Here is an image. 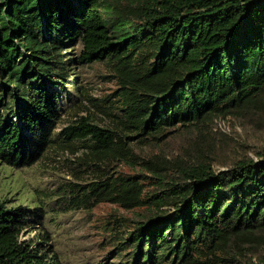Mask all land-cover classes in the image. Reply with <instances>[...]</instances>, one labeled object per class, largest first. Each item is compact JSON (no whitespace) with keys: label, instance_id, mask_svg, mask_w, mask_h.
Listing matches in <instances>:
<instances>
[{"label":"trees","instance_id":"obj_1","mask_svg":"<svg viewBox=\"0 0 264 264\" xmlns=\"http://www.w3.org/2000/svg\"><path fill=\"white\" fill-rule=\"evenodd\" d=\"M75 63L109 65L111 127L80 118L57 133ZM227 116L264 122V0H0V165L33 166L55 136L81 143L97 176L80 198L142 210L113 223L129 264H264V149L219 172L213 153L133 151ZM33 215L0 202V264H60L43 235L22 240Z\"/></svg>","mask_w":264,"mask_h":264},{"label":"rangeland","instance_id":"obj_2","mask_svg":"<svg viewBox=\"0 0 264 264\" xmlns=\"http://www.w3.org/2000/svg\"><path fill=\"white\" fill-rule=\"evenodd\" d=\"M70 54L77 58L79 49ZM68 66L74 72L68 76L69 95L62 98L63 117L57 133L80 118L103 129L111 127L108 114L117 86L109 65ZM195 133L172 131L161 142L135 144L133 151L145 160L157 156L172 163L187 161L191 155L213 153L212 168L219 172L243 154L256 160L255 153L264 149V122L241 123L227 116L217 119L201 136ZM53 141L55 144L29 168L0 165V202L8 207L22 205L34 213L22 240L43 235L60 264H129L127 252H120L113 239L114 233L120 234L125 228L114 230L113 223L130 225L142 210L125 211L106 203L87 204L80 196L81 190L97 176L94 162L86 156L81 143L66 149L57 136ZM112 171L125 175L140 173L138 167L125 163L115 164ZM145 185L146 191L152 192Z\"/></svg>","mask_w":264,"mask_h":264}]
</instances>
